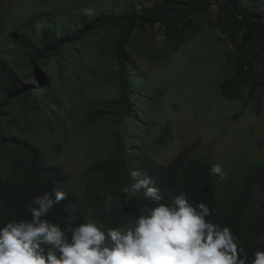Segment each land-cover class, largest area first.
Returning a JSON list of instances; mask_svg holds the SVG:
<instances>
[{
    "label": "trees",
    "instance_id": "obj_1",
    "mask_svg": "<svg viewBox=\"0 0 264 264\" xmlns=\"http://www.w3.org/2000/svg\"><path fill=\"white\" fill-rule=\"evenodd\" d=\"M215 6L218 19L214 25L228 33L234 42L241 41L236 42L239 48L235 56H228L233 74L221 83L220 93L225 99L236 101L244 98L243 91L247 89L260 112L264 104V0H78L62 10L29 16L10 32V37L32 60H44L61 56L66 45L80 42L100 28H119L114 51L121 97L93 101L82 108L88 123L108 115L124 120L132 112L131 59L127 47L135 30L159 27L169 46L167 54H175L203 26L213 23ZM149 56L162 58L155 52ZM44 78L42 71L35 68L34 85L27 84L0 57V163L6 166L4 173L0 168V225L10 220H29L27 205L31 200L63 185L68 186L65 199L46 217L50 222L61 227L75 225L91 212L89 219L105 229L134 225V215L145 214L152 206L150 199L125 196L121 191L132 181L131 171L138 170L141 174L138 178L150 176L162 195L184 192L191 203L202 201L214 208L209 219L231 228L249 261L255 250H264V159L260 163L241 160L229 180L224 176L221 181L218 176L209 175L214 164L211 155H195L198 142L186 145L165 165L157 164L144 150L129 145L118 133L112 157L92 160L85 173L90 180L80 197L70 188L67 174L49 156L45 145L1 134L3 122L5 127L14 123L7 109L16 100L33 108L54 100L48 89L36 86L44 83ZM171 136L167 125L156 144L172 142ZM106 205L112 209L111 214L105 211Z\"/></svg>",
    "mask_w": 264,
    "mask_h": 264
},
{
    "label": "rangeland",
    "instance_id": "obj_2",
    "mask_svg": "<svg viewBox=\"0 0 264 264\" xmlns=\"http://www.w3.org/2000/svg\"><path fill=\"white\" fill-rule=\"evenodd\" d=\"M77 1L0 0V57L27 84L34 85V69L39 68L45 82L36 86L48 89L54 98L41 108L21 100L13 102L7 111L14 123L5 127L3 122L2 135L45 145L80 197L90 180L85 173L92 160L112 157L118 133L129 145L165 165L186 145L198 142L195 155H211L214 163L223 166L227 180L241 160L260 163L264 159V104L259 112L256 99L247 89L244 98L236 101L220 93L221 83L233 74L228 56H235L239 48L236 42L241 41L234 42L214 25L218 19L216 6L213 23L203 26L175 54H167L169 46L159 27L135 30L127 47L131 59V115L124 120L108 115L86 122L83 104L121 97L114 51L119 28H100L80 42L66 45L61 56L44 60H32L10 37V32L29 16L62 10ZM151 52L162 58H151ZM167 125L173 141L157 145ZM5 167L0 163L2 173Z\"/></svg>",
    "mask_w": 264,
    "mask_h": 264
},
{
    "label": "clouds",
    "instance_id": "obj_3",
    "mask_svg": "<svg viewBox=\"0 0 264 264\" xmlns=\"http://www.w3.org/2000/svg\"><path fill=\"white\" fill-rule=\"evenodd\" d=\"M138 170L121 191L125 196L150 199L134 225L104 228L89 219L61 227L46 217L65 199L67 185L34 197L27 205L29 220L0 225V264H264V250L249 261L230 227L213 223L215 209L193 204L184 192L162 195L153 179ZM209 175L222 181L223 166L214 163ZM109 214L112 209L105 206Z\"/></svg>",
    "mask_w": 264,
    "mask_h": 264
}]
</instances>
